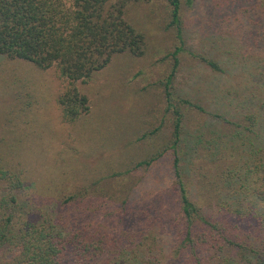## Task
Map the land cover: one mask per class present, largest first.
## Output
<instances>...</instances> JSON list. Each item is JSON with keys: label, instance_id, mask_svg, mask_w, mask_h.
<instances>
[{"label": "trees", "instance_id": "1", "mask_svg": "<svg viewBox=\"0 0 264 264\" xmlns=\"http://www.w3.org/2000/svg\"><path fill=\"white\" fill-rule=\"evenodd\" d=\"M182 1L194 2L169 0L179 45L164 83L175 116L167 148L123 163L98 158L99 166L68 158L36 185L24 168L0 156V249L14 246L15 264H264V92L256 94L264 87V0H211L212 11L196 22L202 46L212 37L213 56L187 47ZM125 6V0H0V55L56 68L71 84L87 80L115 55L145 53V36L125 19ZM183 51L218 73L238 65L233 68L242 70L243 81L236 89L212 83L216 96L235 105L234 113L173 97ZM59 103L68 121L89 111L88 97L75 86ZM184 105L234 132L184 139ZM188 144L204 164L227 163L216 182L204 183L207 196L194 194L188 178L195 176L184 173ZM168 152L173 160L165 168ZM119 177L124 183L117 192L110 186ZM29 186L41 191L35 193L41 207L20 195ZM28 204L33 207L25 209Z\"/></svg>", "mask_w": 264, "mask_h": 264}, {"label": "rangeland", "instance_id": "2", "mask_svg": "<svg viewBox=\"0 0 264 264\" xmlns=\"http://www.w3.org/2000/svg\"><path fill=\"white\" fill-rule=\"evenodd\" d=\"M125 2V19L145 36V53L115 55L104 69L87 80L71 84L56 68L42 69L30 61L0 55V156L24 168V176L35 185L50 178L51 169L62 170L69 159L73 162L78 158L79 163L87 166L97 165L98 158L123 163L150 156L171 144L175 116L167 108L164 83L173 67L171 54L179 45L174 26L170 25L172 7L169 0ZM212 9L211 0H194L188 6L182 1L187 47L208 56H213L210 51L216 47L212 37L206 39V46L201 45L200 25L196 20L203 23L202 18ZM179 57L180 65L171 88L173 97L191 99L213 113L221 112L219 108L223 105L234 113L235 105L216 96L212 83L222 89L225 86L236 89L243 81L242 70L233 68L238 65L228 64L226 72L218 73L200 57H192L186 51L180 52ZM247 81L245 77L244 82ZM70 86L85 94L89 105V111L74 121L63 117L59 103L60 96ZM263 89H258L256 94L264 92ZM181 110L184 139L234 132L231 125L221 124L210 113L187 105ZM199 154L188 144L182 153L183 170L188 176H195L188 178L193 193L204 192L207 196L209 187L204 183L216 182L227 163L204 164ZM162 160L168 168L173 155L168 152ZM227 162L232 164V159ZM95 174L102 175L98 170ZM196 176H200V181H196ZM126 180L131 183V178ZM122 183L121 178L110 187L120 192ZM32 187L20 195H29L41 207L35 195L41 191ZM30 205L25 209L33 207ZM17 254L14 246H4L0 249V264H15Z\"/></svg>", "mask_w": 264, "mask_h": 264}]
</instances>
